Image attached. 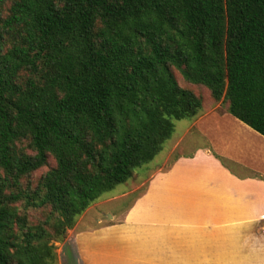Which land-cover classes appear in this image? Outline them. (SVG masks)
Returning <instances> with one entry per match:
<instances>
[{
	"label": "trees",
	"instance_id": "1",
	"mask_svg": "<svg viewBox=\"0 0 264 264\" xmlns=\"http://www.w3.org/2000/svg\"><path fill=\"white\" fill-rule=\"evenodd\" d=\"M215 104L264 136V0H0V264H57L86 209Z\"/></svg>",
	"mask_w": 264,
	"mask_h": 264
},
{
	"label": "crops",
	"instance_id": "2",
	"mask_svg": "<svg viewBox=\"0 0 264 264\" xmlns=\"http://www.w3.org/2000/svg\"><path fill=\"white\" fill-rule=\"evenodd\" d=\"M192 119L202 145L153 172L121 216L88 220V207L57 264H264V136L220 104Z\"/></svg>",
	"mask_w": 264,
	"mask_h": 264
},
{
	"label": "rangeland",
	"instance_id": "3",
	"mask_svg": "<svg viewBox=\"0 0 264 264\" xmlns=\"http://www.w3.org/2000/svg\"><path fill=\"white\" fill-rule=\"evenodd\" d=\"M192 120L189 118L174 120V130L163 144L162 150L149 163L136 169L137 173L132 178L104 192L85 212L86 219L99 217L106 222L112 220L113 216H121L124 209L146 189L148 178L153 172L160 168L162 171L168 169L176 156L186 152L192 153L195 148L201 146L203 140L194 129L189 128ZM51 162L50 159V164ZM42 171L44 169L38 171L36 175ZM33 216H36V213H33ZM56 243L58 242H55V245Z\"/></svg>",
	"mask_w": 264,
	"mask_h": 264
}]
</instances>
